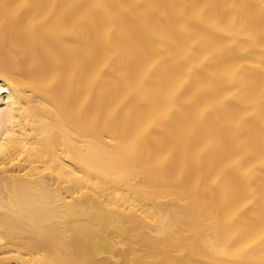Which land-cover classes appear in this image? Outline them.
Segmentation results:
<instances>
[{
  "label": "bare ground",
  "instance_id": "1",
  "mask_svg": "<svg viewBox=\"0 0 264 264\" xmlns=\"http://www.w3.org/2000/svg\"><path fill=\"white\" fill-rule=\"evenodd\" d=\"M0 264H264V0H0Z\"/></svg>",
  "mask_w": 264,
  "mask_h": 264
}]
</instances>
